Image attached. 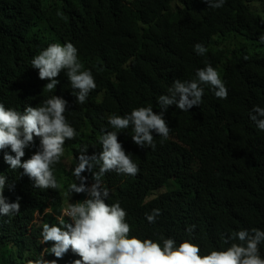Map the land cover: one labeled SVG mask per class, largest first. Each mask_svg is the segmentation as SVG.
Segmentation results:
<instances>
[{
  "label": "trees",
  "instance_id": "16d2710c",
  "mask_svg": "<svg viewBox=\"0 0 264 264\" xmlns=\"http://www.w3.org/2000/svg\"><path fill=\"white\" fill-rule=\"evenodd\" d=\"M261 36L264 0H226L219 9L205 0H0V103L22 112L53 95L62 97L65 116L78 133L65 142L64 155L53 167L57 189L33 187L22 168L13 170L4 162V151L14 153L0 151V174L7 177L3 196L7 202L21 198L18 214L0 215V264L38 258L42 225L57 222V206L64 198H87L73 193L69 200L68 188L81 150L87 146L89 156L102 151L104 129L119 131L118 141L140 169L135 176L112 171L101 177L110 189L106 202H120L132 235L161 242L171 237L177 245L191 239L207 254L227 247L224 238L235 231L264 230V131L250 119L254 106L264 107ZM56 42L73 43L82 70L95 77L97 87L83 104L76 102L78 90L66 72L50 91L44 87L49 81L32 68L34 56ZM197 43L208 49L205 55L196 54ZM205 64L220 73L227 99L216 98L205 86L199 106L187 112L168 106L169 137L153 133L155 149L134 144L131 127L109 125V115L123 116L141 106L159 114L158 99L173 81L195 79ZM39 143L34 137L22 160ZM98 171L96 165L92 172ZM82 175L86 186L94 183L91 173ZM177 184L196 189L191 194ZM46 209L50 212L39 216ZM152 209L161 211L155 224L145 215ZM190 225H195L192 233ZM259 249L264 258V243ZM72 254L69 250L57 264H72Z\"/></svg>",
  "mask_w": 264,
  "mask_h": 264
},
{
  "label": "clouds",
  "instance_id": "9594fccd",
  "mask_svg": "<svg viewBox=\"0 0 264 264\" xmlns=\"http://www.w3.org/2000/svg\"><path fill=\"white\" fill-rule=\"evenodd\" d=\"M208 7L219 9L226 0H205ZM63 17L62 12H57ZM264 42V36L260 37ZM197 55L203 56L208 49L201 43L194 46ZM245 60L247 56L243 57ZM32 68L38 70L41 80L49 81L44 87L48 90L56 88L60 83L57 77L66 72L73 89L78 90L76 102H86L90 92L96 89L95 77L91 70H82L83 65L78 58V49L71 42L52 43L34 56ZM205 86H210L219 99H227L228 88L220 73L211 65L205 64L196 70V78L192 80L175 79L168 89L167 95L158 99L160 112L157 114L152 107H138L123 116H108L111 128L120 130L132 128L131 139L141 148L146 146L155 149L154 135L168 139L170 128L164 118L168 106L175 105L187 112L193 106L202 103ZM68 111L67 101L53 95L46 99L42 106L27 105L23 111L6 108L0 103V151H4V162L11 169H23L21 175H27L34 181L33 187L57 189L59 185L54 176L53 167L64 155L67 140L75 139L78 133L65 116ZM250 119L258 129L264 131V107L254 106ZM99 137L102 151L99 154L87 155L85 146L78 157L74 169V182L68 188L69 200L73 193H86L87 198L69 202L65 198L64 209L57 216L56 223L42 225V244L51 242L50 248H44L36 259H28L26 264H57V260L71 250L79 257L72 264H264L259 245L264 243V230L259 228L241 229L224 238L227 247L214 249L202 254L201 248L191 239H185L177 245L174 238L141 239L131 234V225L127 222V212L119 201L109 205L110 189L103 186L101 177L115 171L117 174L135 176L139 166L133 162L132 154L126 153L118 141L119 131L102 130ZM34 137L40 140L37 150L30 158L22 160L25 149L34 143ZM99 165V171L92 169ZM85 171L92 174L94 183L86 186ZM7 177L0 174V215L11 216L20 212V197L15 202H7L3 196ZM80 182L77 184L76 182ZM73 182V181H72ZM11 189L14 184L8 185ZM61 202V205H63ZM149 223L155 224L160 209H152L146 213ZM38 216V215H37ZM65 217L68 219L66 220ZM195 225L187 229L192 233ZM46 254H53L56 259L45 260ZM27 255V254H26Z\"/></svg>",
  "mask_w": 264,
  "mask_h": 264
},
{
  "label": "rangeland",
  "instance_id": "374dc122",
  "mask_svg": "<svg viewBox=\"0 0 264 264\" xmlns=\"http://www.w3.org/2000/svg\"><path fill=\"white\" fill-rule=\"evenodd\" d=\"M78 182H79V181H78ZM78 182H76V183L79 184ZM73 183H75L74 180H73ZM177 188H180V189H182V190H184V191H188V192H190L191 194L194 193V191H195V189H196V188H194V187H193V188H190V187H186V186H184V185H179V184H177ZM82 199H83V200L85 199L84 194H83V196H82ZM62 204H63V205H59V206H57V208H58L59 210H61V214H62V211H63L64 206H65V203H64V202H62ZM49 212H50L49 209H46V210H44L43 213L39 214V216L44 217L45 214H47V213H49ZM65 218H67V217H65ZM39 241H40V243H41V241H42V237H39ZM41 246H42V248H41V251H42L44 248H50V247L52 246V244H51V242H49V243H47V244H42V243H41ZM46 255H47V254H46ZM46 255L44 256V259H45V260H46ZM71 259H79V257L76 256V255H74V254H72V256H70L69 260H71Z\"/></svg>",
  "mask_w": 264,
  "mask_h": 264
},
{
  "label": "bare ground",
  "instance_id": "6f19581e",
  "mask_svg": "<svg viewBox=\"0 0 264 264\" xmlns=\"http://www.w3.org/2000/svg\"><path fill=\"white\" fill-rule=\"evenodd\" d=\"M234 222V221H233Z\"/></svg>",
  "mask_w": 264,
  "mask_h": 264
}]
</instances>
